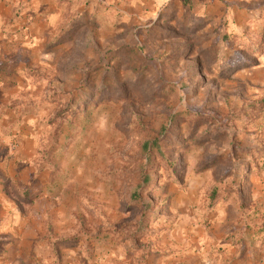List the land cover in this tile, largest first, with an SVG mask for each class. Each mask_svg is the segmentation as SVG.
<instances>
[{"label":"rangeland","instance_id":"1","mask_svg":"<svg viewBox=\"0 0 264 264\" xmlns=\"http://www.w3.org/2000/svg\"><path fill=\"white\" fill-rule=\"evenodd\" d=\"M263 182L264 0H0V264L239 262Z\"/></svg>","mask_w":264,"mask_h":264},{"label":"crops","instance_id":"2","mask_svg":"<svg viewBox=\"0 0 264 264\" xmlns=\"http://www.w3.org/2000/svg\"><path fill=\"white\" fill-rule=\"evenodd\" d=\"M262 189L264 190V184H260V188H257L258 192H260V195H261V197L258 199V201H227L226 202L227 206L224 207V209L223 208L221 209V210H223V212L222 213H219V212L217 213L218 217H217L216 223L220 224V223H227V222H229V223L231 222L232 223L233 222L236 226H238L239 222H243L244 220H246L245 217H247V216H246V214L243 213V211H245V212H247V214H249L250 210L253 208V206L261 205V204L264 205V191L262 193L261 192ZM2 202L3 201H0V204ZM242 206H246V208H249V210H247V209L242 210ZM229 212H232V214L234 216L233 221L231 220V218H229L227 216V214H229ZM261 212H263V215L261 214V218H259L261 220L260 221L261 222L260 223V225H261L260 228L263 227V232H264V209L261 210ZM252 217H253L252 215L247 217L249 222L252 219ZM262 217H263V219H262ZM253 220H255V219H253ZM237 235H239V234H237ZM238 240H239V238L237 239V242H238ZM237 242H235V243H237ZM234 253H236V254L238 253L237 255H235L236 257L240 256L239 255L240 254L239 249L235 248V249H231L228 252L225 251V252L221 253V255H219V258H220L219 261H217V262H215V261L214 262H208V263H203V264H228V263L222 261V259H226L229 256L233 255ZM251 253H253V255H251ZM243 255L244 256H243L241 261L238 262L236 260V261L232 262V264H264V245H263V248L260 249L258 252L257 251L255 252L253 250L251 251V249H250V250H247L246 255L245 254H243Z\"/></svg>","mask_w":264,"mask_h":264},{"label":"trees","instance_id":"3","mask_svg":"<svg viewBox=\"0 0 264 264\" xmlns=\"http://www.w3.org/2000/svg\"><path fill=\"white\" fill-rule=\"evenodd\" d=\"M229 38V39H226ZM225 40L228 42H234V35L230 36V35H225ZM241 42V41H239ZM260 40L258 39L253 46H251L250 44L246 45L245 43H243V45L246 47V49L248 50V52H252L258 45H259ZM241 44V43H238ZM261 109H255L253 107H249L248 110L246 111H241V112H237V113H232L230 115H228L225 119V124L227 125H231L233 123H239L242 122L243 124H247L249 122H252L254 119H256L257 117L260 116L261 111H259ZM188 117L186 118L188 122H192V128L194 127V125L199 121V120H203L206 123H209L211 125H215L216 122L213 120L212 117H209L208 115H201V114H192V113H187ZM175 121L176 119H174V117H171L170 119V123L169 125H165L164 127V133L166 132L167 128L169 129H173V127L175 126ZM161 135L159 132H155L153 135H151L149 137V139L145 142L144 146H145V150L150 154V157L148 159V162L151 164L153 161V157L156 154L159 155H163V153L161 152V144H162V140H161ZM148 176V175H147ZM148 179V177H146ZM146 184H148L146 181L141 182V184L139 185V190H145L143 189ZM143 192V191H141ZM137 200V199H135Z\"/></svg>","mask_w":264,"mask_h":264}]
</instances>
